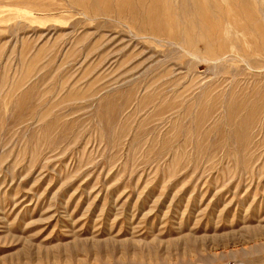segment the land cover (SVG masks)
Wrapping results in <instances>:
<instances>
[{"label": "rangeland", "instance_id": "374dc122", "mask_svg": "<svg viewBox=\"0 0 264 264\" xmlns=\"http://www.w3.org/2000/svg\"><path fill=\"white\" fill-rule=\"evenodd\" d=\"M11 1L0 264H264V0Z\"/></svg>", "mask_w": 264, "mask_h": 264}, {"label": "bare ground", "instance_id": "6f19581e", "mask_svg": "<svg viewBox=\"0 0 264 264\" xmlns=\"http://www.w3.org/2000/svg\"><path fill=\"white\" fill-rule=\"evenodd\" d=\"M27 1H29L30 2V0H12L11 2L13 3V4H16V5H20V4H24V3H26ZM98 1H103V0H98ZM107 0H104V2H106ZM181 1V0H180ZM186 4L188 3V4H190L189 2H190V0H183ZM33 3H34V1H33ZM117 3H118V5H122L123 3H124V0H117ZM186 6V5H185ZM190 6V5H189ZM191 10H192V12H195V11H198L199 10V7L198 6H194V5H191L190 7H189ZM190 10V11H191ZM191 12V13H192ZM195 14V13H194ZM201 16L202 17H205L206 18V13H204L203 11H201ZM195 25H196V23H194Z\"/></svg>", "mask_w": 264, "mask_h": 264}]
</instances>
